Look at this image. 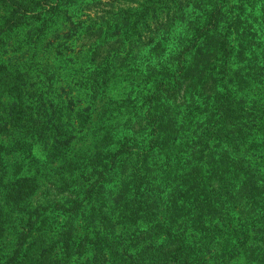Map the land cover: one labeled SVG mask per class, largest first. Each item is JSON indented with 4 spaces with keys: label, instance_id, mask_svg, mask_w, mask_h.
Listing matches in <instances>:
<instances>
[{
    "label": "trees",
    "instance_id": "1",
    "mask_svg": "<svg viewBox=\"0 0 264 264\" xmlns=\"http://www.w3.org/2000/svg\"><path fill=\"white\" fill-rule=\"evenodd\" d=\"M95 2L0 0V132L19 134L22 130L18 120H25V128L51 150L54 147L45 142L58 138L67 116L72 126L75 121L80 123V112L87 107L78 106H82L84 98H78L71 113L67 112L55 95V79L48 78L52 71L45 63L38 73L48 87L42 101L31 99L30 94L37 92L33 90L37 83L30 73H24L20 64L14 67L9 57L1 58L9 53V47L15 52L5 39L9 34L29 28L30 50L35 49L64 11L101 5ZM248 3L249 0H119L121 13L112 21L102 17L81 22L84 25L78 40L87 49L89 70L80 87L88 89L87 105H94L104 93L117 61L131 66L140 74L139 84L147 92L141 120L152 142L148 151H116L120 160L114 161L106 178L98 182L96 193L106 201L107 196H102L105 185L115 180L113 185L119 182L120 189L111 208L119 209L134 198L143 211L144 205L152 210L165 205L179 235L177 238L175 234L158 233L157 243L166 251L186 246L187 231L215 230L219 222H213L233 214L239 221L258 220L256 211L264 212V201H257L258 206L248 204L254 195L261 198L257 192L264 188V25H250L248 19L254 13L247 9ZM189 17L192 19L184 24L173 43L174 28ZM47 50L44 48L45 53ZM16 53L21 50L18 48ZM96 66L101 67L99 71ZM183 118L189 123L186 132L179 123ZM132 127L129 122L125 130L131 131ZM183 132L189 134L187 138L182 137ZM218 148L229 151H217ZM127 161L129 165L123 163ZM147 189L153 196L145 193ZM96 218H91L89 230L93 238L103 242L107 235L99 229L102 221ZM159 220L155 217V222ZM73 231L68 233L72 236ZM68 233L61 234L64 246L71 240ZM53 238L49 233L38 236L30 231L28 249L16 264H67L60 263L54 251H38L32 245L37 240L46 243ZM248 238L255 246L264 245V229L262 234ZM74 257L75 252L68 261Z\"/></svg>",
    "mask_w": 264,
    "mask_h": 264
},
{
    "label": "rangeland",
    "instance_id": "2",
    "mask_svg": "<svg viewBox=\"0 0 264 264\" xmlns=\"http://www.w3.org/2000/svg\"><path fill=\"white\" fill-rule=\"evenodd\" d=\"M95 3L101 5H93L88 10L87 6L66 10L59 15L55 27L39 43L40 50L38 47L30 50L32 34L29 28L23 27L5 38L15 47V52L9 47V53L1 59L9 57L14 67L20 64L23 72L30 73L32 81L41 88L34 87L37 92L30 94L31 99L43 101L47 95L48 87L42 84V75L38 76L45 63L52 71L48 78L55 79V95L66 106V111L71 113L76 100L82 97L84 101L78 107L87 108L80 112L78 125L76 118L73 126L68 116L67 124L62 121L65 125L60 128L58 138L45 142L54 147L51 150L41 144L44 141L38 135L25 128V120H18L22 130L19 134L0 132V264L18 262L28 249L26 241L30 231L38 236L52 234L51 241L37 240L32 245L38 251L43 248L54 251L61 258L59 262L67 264H264V245L255 246L248 238L263 233L264 212L256 211L258 220L239 221L233 214L213 222H219L215 230L187 231L186 246L166 251L157 243L158 233L175 234L177 238L179 235L176 224L168 217L170 211L164 210L165 205L153 210L144 205L143 211L139 200L134 198L119 209L111 208L116 191L120 189L119 182L116 181L119 187L113 185L115 180L106 184L102 193L109 204L99 199L98 182L106 178L114 161L120 160L116 151H148L152 142L141 120L147 92L139 84L140 74L131 66L120 65L117 61L104 93L94 105H87L88 89L80 87L89 70L87 49L78 40L84 25L81 22L102 17L112 21L121 13L119 0H96ZM246 7L254 13L248 19L250 25H264V0H249ZM191 19L187 18L174 28L173 43ZM61 43L65 46L59 47ZM18 48L20 54L16 53ZM44 48H48L46 53ZM32 64L33 70H30ZM95 68L99 71L101 67ZM129 122L130 127L133 126L131 131L125 130ZM179 123L186 132L188 121L183 118ZM185 132L181 135L187 138L189 134ZM217 151L229 150L218 148ZM123 163L129 165V161ZM145 193L152 195L149 189ZM257 193L261 198L254 195L248 204L258 206L257 201H264V188ZM167 199L166 196L165 201ZM94 216L102 221L99 229L107 235L103 242L90 233ZM155 217L161 220L155 222ZM71 229L74 230L72 236L68 233ZM63 232L71 236L68 246L62 242ZM197 245L202 246L196 248ZM73 252L74 259L68 261Z\"/></svg>",
    "mask_w": 264,
    "mask_h": 264
}]
</instances>
